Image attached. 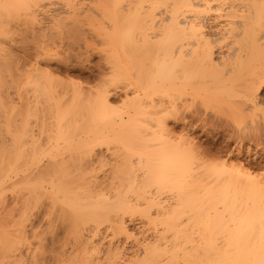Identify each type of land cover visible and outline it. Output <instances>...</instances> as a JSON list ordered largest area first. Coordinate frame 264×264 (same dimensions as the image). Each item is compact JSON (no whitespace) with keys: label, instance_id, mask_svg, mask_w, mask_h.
Listing matches in <instances>:
<instances>
[{"label":"snow or ice","instance_id":"1","mask_svg":"<svg viewBox=\"0 0 264 264\" xmlns=\"http://www.w3.org/2000/svg\"><path fill=\"white\" fill-rule=\"evenodd\" d=\"M15 8L0 0V264H264V0ZM221 113L237 134L217 145ZM241 142L260 158L239 163ZM162 144L178 173L154 169Z\"/></svg>","mask_w":264,"mask_h":264},{"label":"bare ground","instance_id":"2","mask_svg":"<svg viewBox=\"0 0 264 264\" xmlns=\"http://www.w3.org/2000/svg\"><path fill=\"white\" fill-rule=\"evenodd\" d=\"M13 3L16 5V8H15L16 11L20 13L24 11V5L26 3V0H13ZM157 71L163 73L165 69L160 68ZM205 87L206 88H222V87H225V85L221 83L213 82V81H207L205 84ZM67 94L68 93L66 91L65 95ZM67 115H68L69 124L74 127V130L77 127L81 132L91 130V122L94 119V114L88 110L86 94L82 99H77L75 102L69 101ZM121 127H123V125H121ZM117 130L118 129L112 128V127H109L106 129V131L108 132H114ZM239 155L243 157V160L239 161V163L241 164H245V161H248V160L256 161L260 158V155L252 157L251 152H248L247 155H244V153L240 151ZM181 163L182 161H181V157H180L178 150L172 147L171 145L162 144L156 148L152 164H153L154 169L159 174L166 176L169 174L178 173L181 167ZM245 167H247V165H245ZM249 170L251 171L252 169H249ZM4 176H5L4 163H3V160L0 159V180H2ZM210 178H212V181L213 179L215 180V182H213L212 184L215 183L217 185H219L222 180L221 177H217L214 175H210L209 179ZM81 195L85 199L88 198L87 193H83Z\"/></svg>","mask_w":264,"mask_h":264},{"label":"rangeland","instance_id":"3","mask_svg":"<svg viewBox=\"0 0 264 264\" xmlns=\"http://www.w3.org/2000/svg\"><path fill=\"white\" fill-rule=\"evenodd\" d=\"M71 75V74H70ZM220 116V117H219ZM222 117V118H221ZM225 117V118H224ZM227 117V119H226ZM217 126L213 127L212 129V133H210L211 135V141L213 144H226V143H230L231 139L234 135H236L237 133L233 130L230 121L228 119V116L226 113H221L218 114L216 116V120L214 122ZM231 128V129H230ZM228 133V134H227ZM201 140L203 141L202 146H208V140L204 139L203 137H201ZM242 144V148L241 151L244 153V155H247L248 152H251L252 157H255L257 155H261L260 152V148L259 145L255 147V149H253L251 146L248 147H244L243 146V142ZM253 153V154H252ZM243 160V159H241ZM240 160V161H241ZM235 162V161H232ZM214 178V177H213ZM211 179V180H210ZM209 181L210 183L215 182V178L212 181V178H210ZM215 184V183H214Z\"/></svg>","mask_w":264,"mask_h":264}]
</instances>
